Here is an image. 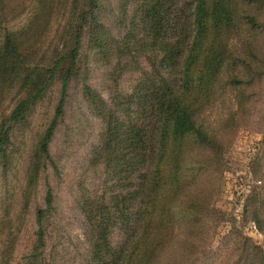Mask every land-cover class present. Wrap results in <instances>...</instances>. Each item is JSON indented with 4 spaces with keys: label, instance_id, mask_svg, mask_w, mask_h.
Listing matches in <instances>:
<instances>
[{
    "label": "trees",
    "instance_id": "trees-1",
    "mask_svg": "<svg viewBox=\"0 0 264 264\" xmlns=\"http://www.w3.org/2000/svg\"><path fill=\"white\" fill-rule=\"evenodd\" d=\"M127 1L134 14L130 27L119 40H111L106 25L97 20L100 0H83L72 46L47 70L49 81L63 69L62 88L53 119L39 139V153L51 159L50 144L65 113L68 87L77 73L86 34L92 48L102 54L115 52L119 63L126 56L134 62L146 57L151 70L144 71L133 94L121 104L125 120L100 112L106 130L94 160L106 162L117 189L107 198L83 202L91 226L88 264H196L198 258H208L213 223L226 219L214 203L209 176L203 175L225 165L219 143L223 126H216L219 121H212L209 113L219 98L229 96L231 107L224 123L230 127L245 112L246 91L264 78V47L257 40L264 33V0ZM10 16L1 11L0 25ZM7 45L11 49L9 53L3 46L5 55L14 52L24 64L25 55L15 52L10 40ZM121 69L134 68L126 62ZM48 81L13 107L0 130V151L10 142L14 123ZM256 167L262 181L263 166L257 162ZM263 192L264 185L255 188L244 206L245 220L255 222L262 233ZM53 203L49 186L47 207L37 212L36 251L28 264H42L44 218ZM179 228L183 229L180 235ZM117 229L121 239L114 245L111 239ZM240 244L246 249L241 264H264L263 246L251 244L238 231L226 236L225 245L231 251ZM249 248L254 249L253 260Z\"/></svg>",
    "mask_w": 264,
    "mask_h": 264
},
{
    "label": "rangeland",
    "instance_id": "rangeland-1",
    "mask_svg": "<svg viewBox=\"0 0 264 264\" xmlns=\"http://www.w3.org/2000/svg\"><path fill=\"white\" fill-rule=\"evenodd\" d=\"M100 2L97 20L106 25L111 40H119L134 16L132 4L127 0ZM82 6L83 0H0V12L11 14L0 25V62L7 61L0 64V130L20 100L47 84L48 68L72 46V33ZM88 39L86 34L77 73L68 87L65 113L50 144L51 159L41 157L39 139L53 119L61 95L63 69L48 81L49 85L21 120L14 123L10 142L0 151V264H28L29 256L36 251L37 212L47 207L49 186L54 203L44 218L41 263L88 264L91 226L83 202L107 198L117 189L106 162L94 160L103 145V116L118 115L116 119L124 121L121 104L133 94L144 71L151 70L146 57L134 62L124 56L119 63L115 52L102 54L91 47ZM8 40L17 48L15 52L25 55L24 64L14 52L5 55L3 46L9 53L11 49ZM257 40L264 47V33ZM126 62L134 69H121ZM37 84L40 85L36 87ZM246 94L249 98L245 112L232 120L230 127L225 128L224 123L231 107L229 96L219 98L213 113H209L212 121H219L216 126H223L224 136H219V143L225 165L203 175L209 176L214 203L226 219L213 223L208 258L202 256L196 264H241L246 250L243 245L232 251L225 245L231 231L264 247V233L244 216L246 198L264 185V179L260 181L256 173L260 162L264 174V78L249 87ZM182 232V228L177 229L178 235ZM120 239L117 229L112 244L117 245ZM253 251L249 248L250 260L254 258ZM4 254L8 258H3Z\"/></svg>",
    "mask_w": 264,
    "mask_h": 264
}]
</instances>
